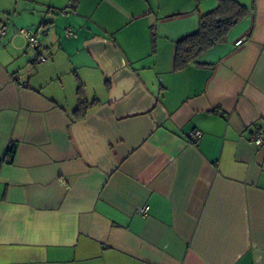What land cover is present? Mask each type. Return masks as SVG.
<instances>
[{"label":"crops","instance_id":"0c3cea01","mask_svg":"<svg viewBox=\"0 0 264 264\" xmlns=\"http://www.w3.org/2000/svg\"><path fill=\"white\" fill-rule=\"evenodd\" d=\"M217 1L0 0V264H264V0L173 70Z\"/></svg>","mask_w":264,"mask_h":264},{"label":"trees","instance_id":"16d2710c","mask_svg":"<svg viewBox=\"0 0 264 264\" xmlns=\"http://www.w3.org/2000/svg\"><path fill=\"white\" fill-rule=\"evenodd\" d=\"M247 12V8L237 0H218L214 8L200 14L197 29L175 43L173 70H181L191 63H197L204 52L223 43L229 30L245 17ZM82 90L79 83L77 105L72 112L73 120L84 118L88 108L96 104V100L88 101ZM13 152L14 148L9 147L4 160H11Z\"/></svg>","mask_w":264,"mask_h":264},{"label":"built area","instance_id":"2783aa9c","mask_svg":"<svg viewBox=\"0 0 264 264\" xmlns=\"http://www.w3.org/2000/svg\"><path fill=\"white\" fill-rule=\"evenodd\" d=\"M67 7L68 9L72 7V2L69 1L67 3ZM64 15H68L69 14V10H62L61 11ZM18 32L23 35L26 39V45L27 47L35 50L33 56H32V62L34 64H39V63H44L46 61V57L41 55L40 53H38L36 51L38 45H39V38H38V33L39 30L37 31H29L26 29H20L18 30ZM7 34V21L6 20H0V40L2 38H4ZM67 35L69 36H73V33L71 32H66ZM244 38H240L237 41H235V45L239 46L242 42H243ZM14 79H16L18 82H20L21 76L19 74H16L13 76ZM22 85V83H21ZM202 134L199 130H191L187 133V138L189 141L191 142H199L200 138H201ZM253 142L256 145H264V130H257L254 132V136H253ZM148 209L149 206L144 204L141 205L138 208V212L141 216L145 217L148 215Z\"/></svg>","mask_w":264,"mask_h":264},{"label":"rangeland","instance_id":"374dc122","mask_svg":"<svg viewBox=\"0 0 264 264\" xmlns=\"http://www.w3.org/2000/svg\"><path fill=\"white\" fill-rule=\"evenodd\" d=\"M38 35H39L40 39L43 38V34L41 33V31H39ZM59 36H62V33H60ZM45 57H46V59H48L47 56H45ZM89 68H90V70H86V71L78 73L79 78H80L79 79L80 82H78V83H80L82 85V89L84 91L83 96L86 99L90 98V101H93V100H96L97 97L101 94L102 84H101V82H99L97 74L90 64H89ZM64 77H65L64 81L62 82V79L59 76V78L61 79V82L63 84H65V88L68 91L69 84H71L73 82V80L70 79L69 76H66L65 74H64ZM94 97H96V98H94ZM62 104L66 105V107H68V108H71L69 103L62 102Z\"/></svg>","mask_w":264,"mask_h":264}]
</instances>
